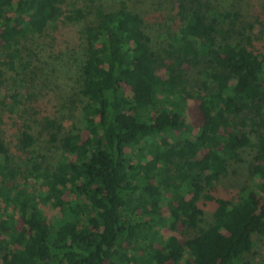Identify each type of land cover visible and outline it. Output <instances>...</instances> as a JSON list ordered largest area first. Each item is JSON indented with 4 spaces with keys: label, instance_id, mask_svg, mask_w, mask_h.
<instances>
[{
    "label": "trees",
    "instance_id": "obj_1",
    "mask_svg": "<svg viewBox=\"0 0 264 264\" xmlns=\"http://www.w3.org/2000/svg\"><path fill=\"white\" fill-rule=\"evenodd\" d=\"M128 2L0 0L3 66L17 59L24 69L21 47L77 28L68 41L74 86L60 116L40 120L47 107L30 103L25 161L0 128V264H247L264 237V201L250 184L235 196L219 191L246 168L264 194V53L238 29V12L216 1L176 0L171 23H151ZM188 98L199 101L197 133ZM168 193L183 240L158 229L169 224Z\"/></svg>",
    "mask_w": 264,
    "mask_h": 264
},
{
    "label": "rangeland",
    "instance_id": "obj_2",
    "mask_svg": "<svg viewBox=\"0 0 264 264\" xmlns=\"http://www.w3.org/2000/svg\"><path fill=\"white\" fill-rule=\"evenodd\" d=\"M213 1H216L223 11L238 12V29L244 30L246 37L250 36L252 38L253 47L258 52L264 53V0ZM111 2L112 5H115L117 0H111ZM128 4L136 10L145 13L144 15L151 23L159 22L157 19H160L161 22L169 20V23H171V19L168 18L169 13L175 14L179 11L176 0H129ZM159 14H162V18L161 16L156 18V15ZM74 30L77 31V28L67 27L65 29L60 25L57 30L49 29L42 36L34 37L35 39L25 44V47H21L17 55L22 57L24 69L28 68L26 73L22 72L24 70L21 69L23 64L17 59L11 60L7 66L0 64L1 134L10 145L12 153L21 162L25 161L27 156L19 147V135L24 130L25 124L31 125L30 103H41L47 107L44 108V112L39 116L40 120L47 113L60 116L59 107H61V102L68 97L71 93V87L74 86L73 82L77 74H75L73 65L75 67L76 63L73 56H71V50L68 48V41L74 35ZM154 39L158 40L161 37L157 36ZM0 43H2L1 39ZM3 60L4 58L1 59V61ZM22 81H24L25 87L22 86ZM29 83H32L35 88L32 87L33 85L30 86ZM125 90L127 94H131L129 86L125 85ZM186 102L187 104L184 108L186 122L191 125L192 132L197 133L198 127L203 123L198 107L199 101L196 98H188ZM70 123L68 121L66 125L69 127ZM87 134L85 132V137ZM40 143L44 144L45 142ZM49 154L53 155V152ZM243 169L244 173L240 170L238 174L230 173L224 177L219 185V191L222 190L225 196H235L241 186L249 183L252 196L263 202L264 194L257 187V183L261 182L262 179H250L247 169ZM19 181H22L36 195H44L48 192L46 185L40 182L39 179H29L28 176H20ZM186 197L190 198L191 195L187 194ZM65 199L69 200L70 196L66 195ZM167 199L161 206L165 217L169 219V224L160 226L158 228L159 232L165 237L171 233L183 240L181 231L184 226L182 222L174 221V218L170 215V203H176L173 194L168 193ZM50 204L46 205V209L51 210L52 206ZM212 210L213 204H209L206 211L207 223L212 220ZM18 226L20 227L21 223ZM255 238L257 240L256 249L245 257L244 262H247V264H264V237L256 236Z\"/></svg>",
    "mask_w": 264,
    "mask_h": 264
}]
</instances>
